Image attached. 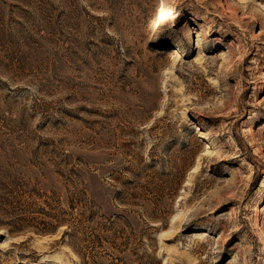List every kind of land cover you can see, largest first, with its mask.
<instances>
[{
    "label": "rangeland",
    "instance_id": "1",
    "mask_svg": "<svg viewBox=\"0 0 264 264\" xmlns=\"http://www.w3.org/2000/svg\"><path fill=\"white\" fill-rule=\"evenodd\" d=\"M262 3L0 0V264H264Z\"/></svg>",
    "mask_w": 264,
    "mask_h": 264
},
{
    "label": "bare ground",
    "instance_id": "2",
    "mask_svg": "<svg viewBox=\"0 0 264 264\" xmlns=\"http://www.w3.org/2000/svg\"><path fill=\"white\" fill-rule=\"evenodd\" d=\"M262 7L264 9V5L262 3ZM156 19H155V25L153 26L156 30L160 29L162 25H164L165 22L171 21L172 23H175L176 21V13L174 7H168L165 5V3H162L159 7L157 13H156ZM169 24V23H168ZM171 25V24H170ZM151 27V26H150ZM154 29V30H155ZM157 34V33H156ZM153 35V34H152ZM155 35V33H154ZM157 37V36H156ZM151 38V37H150ZM158 38V37H157ZM154 40V39H153ZM159 40V39H158ZM198 46V45H197ZM174 58H179V52L177 50H174ZM172 57V56H171ZM258 222V219H257Z\"/></svg>",
    "mask_w": 264,
    "mask_h": 264
}]
</instances>
